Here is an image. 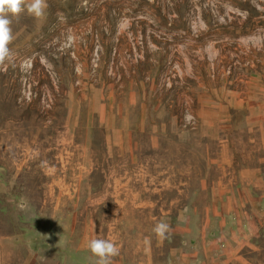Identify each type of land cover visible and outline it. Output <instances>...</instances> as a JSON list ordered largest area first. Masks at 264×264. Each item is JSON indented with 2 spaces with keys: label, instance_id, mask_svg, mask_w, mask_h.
Segmentation results:
<instances>
[{
  "label": "rangeland",
  "instance_id": "374dc122",
  "mask_svg": "<svg viewBox=\"0 0 264 264\" xmlns=\"http://www.w3.org/2000/svg\"><path fill=\"white\" fill-rule=\"evenodd\" d=\"M46 3L41 17L26 7L8 15L0 224L2 210H16L10 200L23 202L27 222L39 210L43 221L70 214L80 225L91 215L102 235L116 226L126 239L146 226L128 223L135 216L188 242L225 221L215 237L223 252L228 228L250 223L202 204L259 163L247 136L264 110V0ZM251 244L226 263L264 264V239Z\"/></svg>",
  "mask_w": 264,
  "mask_h": 264
},
{
  "label": "crops",
  "instance_id": "0c3cea01",
  "mask_svg": "<svg viewBox=\"0 0 264 264\" xmlns=\"http://www.w3.org/2000/svg\"><path fill=\"white\" fill-rule=\"evenodd\" d=\"M252 128L247 143L257 144L258 147H252L247 157L252 160L257 158L258 165H249L240 172V176L244 177L240 184L220 181L218 194L221 195L217 197L213 193L216 199L213 197L207 205L202 204L222 221L230 214H237L245 216L250 223L251 229L248 230L236 232L232 226L228 228L232 233L227 235V247L223 252L216 249L215 237L216 232H222L225 221L216 227L215 233L206 232L199 226L197 239L188 242L185 233L174 231L159 237L153 231L152 216L149 217V226L147 216H135L128 219V223L133 220V223H146L144 227H137L141 231L137 236L122 238V231L115 226L117 232L113 231L112 235L106 232V238L101 234L95 216H83L80 225L79 218L70 217V214H65V221L62 222L55 215L43 221L44 212L39 210L31 223L27 222L23 202L10 200L4 203L11 204L16 212L1 211L2 218L9 222L0 224V264H95L98 258L88 248L89 241L94 238L111 239L118 247L119 254L112 257V264H227L241 250L244 258L246 246L256 247L251 244L252 240L264 239V110L257 121L256 132ZM161 218L164 219L163 216ZM117 219L115 222L121 224L124 217L120 215Z\"/></svg>",
  "mask_w": 264,
  "mask_h": 264
},
{
  "label": "clouds",
  "instance_id": "9594fccd",
  "mask_svg": "<svg viewBox=\"0 0 264 264\" xmlns=\"http://www.w3.org/2000/svg\"><path fill=\"white\" fill-rule=\"evenodd\" d=\"M27 8L28 13L41 17L47 8L46 0H0V65L6 60H11L12 54L8 45L13 39L12 21L8 18L11 14L18 17ZM189 120L191 117H187ZM153 231L159 237H164L169 231V225L158 223ZM91 253L98 259L95 264H112V257L119 254V249L111 239L94 238L88 243Z\"/></svg>",
  "mask_w": 264,
  "mask_h": 264
}]
</instances>
